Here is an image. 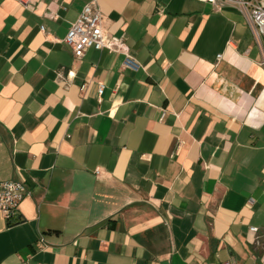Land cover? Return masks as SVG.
Instances as JSON below:
<instances>
[{"label": "crops", "instance_id": "0c3cea01", "mask_svg": "<svg viewBox=\"0 0 264 264\" xmlns=\"http://www.w3.org/2000/svg\"><path fill=\"white\" fill-rule=\"evenodd\" d=\"M28 1L0 0V182L30 193L0 211V264H264V40L241 13L99 0L122 50L78 60L91 0Z\"/></svg>", "mask_w": 264, "mask_h": 264}, {"label": "built area", "instance_id": "2783aa9c", "mask_svg": "<svg viewBox=\"0 0 264 264\" xmlns=\"http://www.w3.org/2000/svg\"><path fill=\"white\" fill-rule=\"evenodd\" d=\"M27 5L28 0H20ZM211 3L214 8L221 11L225 7L236 8L244 17L249 26L255 42L262 47L264 40V0H200ZM43 29V28H42ZM64 43L68 45L74 53V57L81 60L90 49L97 51L109 50L111 52H121L122 46L118 40L112 37L105 29V17L101 11L99 0H91L87 3L78 19L70 27ZM221 55L218 56V59ZM264 66V61H263ZM124 66L133 70H138L139 65L126 53ZM104 85L99 83L98 95H102ZM27 186L20 181L0 182V211L5 220L12 221L19 213L22 202L29 196ZM252 233H257L256 227H251ZM45 240L40 239V247L43 249ZM228 264V263H227Z\"/></svg>", "mask_w": 264, "mask_h": 264}]
</instances>
